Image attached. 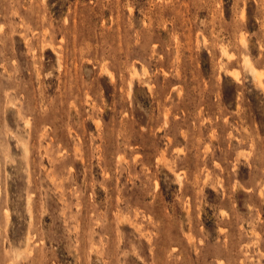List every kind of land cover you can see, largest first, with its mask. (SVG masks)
Returning a JSON list of instances; mask_svg holds the SVG:
<instances>
[{
	"label": "rangeland",
	"instance_id": "obj_1",
	"mask_svg": "<svg viewBox=\"0 0 264 264\" xmlns=\"http://www.w3.org/2000/svg\"><path fill=\"white\" fill-rule=\"evenodd\" d=\"M0 264H264V0H0Z\"/></svg>",
	"mask_w": 264,
	"mask_h": 264
},
{
	"label": "bare ground",
	"instance_id": "obj_2",
	"mask_svg": "<svg viewBox=\"0 0 264 264\" xmlns=\"http://www.w3.org/2000/svg\"><path fill=\"white\" fill-rule=\"evenodd\" d=\"M246 62H247V66H248V68L250 69V72H252L253 74L256 75V74L258 73V71H260V70H258V68L252 63V61H251L250 59H247Z\"/></svg>",
	"mask_w": 264,
	"mask_h": 264
}]
</instances>
